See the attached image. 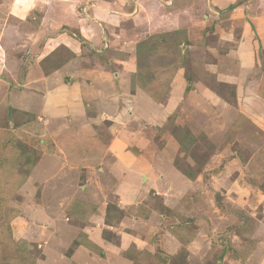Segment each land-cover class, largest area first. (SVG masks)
Listing matches in <instances>:
<instances>
[{
	"label": "crops",
	"instance_id": "obj_1",
	"mask_svg": "<svg viewBox=\"0 0 264 264\" xmlns=\"http://www.w3.org/2000/svg\"><path fill=\"white\" fill-rule=\"evenodd\" d=\"M53 1L61 5V20L49 16ZM142 1L143 16L133 17L134 23H144L138 36L135 27L122 32L120 25L129 20V12L115 10L108 0H0V174L4 178L17 171L19 163L31 156L27 160L31 164L24 168L32 172L27 179L18 172L22 174L18 189L42 179L40 193L57 190L61 233L73 226L64 220V209L87 208L83 230L88 243L76 244L71 254L89 264H97L99 251L104 264H118L119 254H126L124 264H132L143 252L174 255L187 249L205 260L213 253L208 248L214 245L217 225L182 201L188 185L175 164L177 141L171 130H164L177 111L172 95L162 102L133 82L139 44L150 35L177 30V12L196 0H156L160 4L155 5L154 0ZM225 2L230 8L237 1ZM254 2L257 6L260 1ZM254 2L249 5L251 17L263 18L264 7L253 11ZM163 3L175 10L167 15L155 12ZM68 14L72 20L66 22ZM257 28L256 41L241 38L242 53L247 55L241 64L254 56L250 65L256 72L261 65L258 50L264 49V35H260L264 30ZM120 40L122 49L116 48ZM61 47L69 58L48 67ZM36 149L40 153L34 157ZM60 173L61 183L51 187ZM180 201L182 209L177 206ZM119 203L133 213L115 217L110 207L119 208ZM163 209L171 211L165 214ZM115 218L117 223H128L112 241L103 236L101 227H113ZM230 236L241 239V235ZM66 241L61 234V247ZM251 248L249 263L264 264V234ZM61 257H67L68 263L73 259Z\"/></svg>",
	"mask_w": 264,
	"mask_h": 264
},
{
	"label": "rangeland",
	"instance_id": "obj_2",
	"mask_svg": "<svg viewBox=\"0 0 264 264\" xmlns=\"http://www.w3.org/2000/svg\"><path fill=\"white\" fill-rule=\"evenodd\" d=\"M108 1L113 3L115 10L129 12V20H124L120 25L122 32L128 33L135 27L140 31L137 33L140 36L145 29L144 23H134L136 20L133 17L135 14L143 16L139 6L144 5V1ZM235 1V6L230 8L225 0H214L213 3L196 0L191 6L189 4L188 9L180 8L185 11L177 12L176 24L179 28L170 33L155 34V37L148 36L142 51H137L138 70L133 82L147 92L154 91L162 102L171 93L170 101L177 106V111L166 121L164 130H171L175 140V135L178 138L175 164L188 185L182 201L186 207L190 206L189 210L195 214L201 212L207 220L211 218V224L217 226L214 245L208 248L213 253L206 260L198 252L193 254L182 249L174 255L162 251L154 254L143 252L142 258H137L132 264H250L251 247L263 240L264 49L258 50L261 65L256 72L250 65L254 56L251 61L248 56L247 62L241 64L247 56L242 53L241 38L256 41V28L259 27L260 32L264 30V17H251L249 5L254 0ZM259 1L257 6L253 3L256 6L253 11L259 12L264 7V0ZM152 3L160 4L156 0ZM163 5L155 12L167 15L175 10V7ZM181 6H185L184 3ZM48 8L49 16L61 20V5L58 2L53 1ZM68 16L64 21L72 20ZM71 27L78 33L74 24ZM116 43V48L122 49L123 42L121 44L120 40V43ZM69 55L67 49L61 47L47 64L48 67L67 60ZM176 123L188 132L175 128ZM21 148L25 151L24 146ZM37 150L34 157L40 153ZM26 157L28 160L31 156ZM27 160L21 161V167L19 165L17 171H9L4 178L1 172L0 178L21 184L22 174L27 179L32 172L24 168L31 164ZM45 171L47 174L50 172ZM60 178L61 173L52 180L51 187L59 185ZM1 181L0 188L6 187ZM42 181L33 179L29 182L31 187L24 186V183V188L17 189L8 200L4 198L9 195H2L0 264H89L86 260L72 257L76 244L88 243L83 230L87 225V216L83 214L87 208L70 209L69 212V208L64 209L67 212L63 211L64 220L73 226L61 233V197L57 196L56 199L57 190L54 192L52 188H48L46 194L40 193ZM152 192L156 194L155 190ZM182 201L177 204L180 209ZM119 204V208L110 207L115 217L133 213V209ZM163 210L165 214L171 211ZM117 218L113 220V227H101L104 229L103 236L112 241H117L118 234L128 223H117ZM211 228L208 225V230L213 234ZM61 234L68 240L62 247ZM230 234L241 235V239L236 237L231 240ZM49 250L52 251L47 252ZM61 254L73 259L68 263L69 259L61 257ZM102 255L99 251L95 257L97 264H104ZM118 259V264H124L126 254H119Z\"/></svg>",
	"mask_w": 264,
	"mask_h": 264
},
{
	"label": "trees",
	"instance_id": "obj_3",
	"mask_svg": "<svg viewBox=\"0 0 264 264\" xmlns=\"http://www.w3.org/2000/svg\"><path fill=\"white\" fill-rule=\"evenodd\" d=\"M156 35H154V37H155ZM145 43V42H144ZM144 43H142V44H139V50H138V52H141L142 51V49H143V47H144ZM137 52V51H136ZM140 86V85H139ZM141 87V86H140ZM260 89V88H259ZM143 90H144V88H143ZM146 91V90H145ZM147 92V91H146ZM154 91H152V92H147L148 94H150L152 97H154L155 99H157V100H159L160 101V99L158 98V97H156V94H155V92L153 93ZM175 128H177V129H183L182 127H179V126H176ZM184 131H186V132H188V130H186V129H183ZM173 131V133L175 134V132H174V130H172ZM175 137H176V140L178 139L177 138V136L175 135ZM17 175H18V173H17ZM2 184H4V180H2ZM15 184V183H14ZM6 187H2V188H0V201H2V195H9V196H7V197H5L4 198V200H8L12 195H14L15 193L14 192H16V190L18 189V185L17 184H15L14 186H12V185H10V183L8 182V183H5L4 184ZM11 188V189H10ZM3 200V201H4ZM7 202V201H6ZM69 212V211H68ZM92 247V246H91Z\"/></svg>",
	"mask_w": 264,
	"mask_h": 264
}]
</instances>
